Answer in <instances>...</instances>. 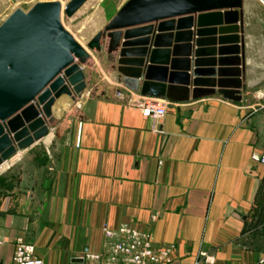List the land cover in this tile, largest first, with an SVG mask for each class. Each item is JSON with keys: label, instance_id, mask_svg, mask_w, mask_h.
Segmentation results:
<instances>
[{"label": "crops", "instance_id": "1", "mask_svg": "<svg viewBox=\"0 0 264 264\" xmlns=\"http://www.w3.org/2000/svg\"><path fill=\"white\" fill-rule=\"evenodd\" d=\"M243 15L241 102L219 89L194 100L193 86L187 103L144 96L143 81L125 84L117 55L97 58L99 92L58 100L49 135L0 168V264H13L19 239L45 264H103L91 259L114 242L103 229L124 225L156 250L174 246L168 264H261L262 0H244ZM144 100L166 114L145 117Z\"/></svg>", "mask_w": 264, "mask_h": 264}, {"label": "water", "instance_id": "2", "mask_svg": "<svg viewBox=\"0 0 264 264\" xmlns=\"http://www.w3.org/2000/svg\"><path fill=\"white\" fill-rule=\"evenodd\" d=\"M88 1L41 0L0 26V168L49 135L58 100L86 91L88 52L61 19ZM243 8L244 0H129L87 49L117 55L125 84L143 81L144 96L187 103L193 86L194 100L219 89L241 102Z\"/></svg>", "mask_w": 264, "mask_h": 264}, {"label": "built area", "instance_id": "3", "mask_svg": "<svg viewBox=\"0 0 264 264\" xmlns=\"http://www.w3.org/2000/svg\"><path fill=\"white\" fill-rule=\"evenodd\" d=\"M264 4V0H262ZM143 115L154 119L162 118L167 112L166 104H159L152 100H144L141 104ZM253 161L264 164V154L253 156ZM105 237L114 240L108 255L105 257L93 256L96 263L103 264H168L174 246L156 250L151 242L149 234H142L127 225L113 231L105 227ZM13 264H45L43 260L35 256L34 248L22 239L16 242ZM264 264V258L261 261Z\"/></svg>", "mask_w": 264, "mask_h": 264}, {"label": "rangeland", "instance_id": "4", "mask_svg": "<svg viewBox=\"0 0 264 264\" xmlns=\"http://www.w3.org/2000/svg\"><path fill=\"white\" fill-rule=\"evenodd\" d=\"M41 0H0V26L17 10L29 11ZM129 0H89L72 18L62 14V25L84 48H86L91 60L82 65L87 84L86 90L91 93H98L97 86H101V72L96 69L97 58L105 53L102 51H90L87 44L99 33L102 32L118 11ZM257 3V2H253ZM63 4V6H65ZM94 62L96 65H94ZM107 64V62L105 63ZM104 64V65H105ZM100 72V73H99ZM264 211V204H262Z\"/></svg>", "mask_w": 264, "mask_h": 264}, {"label": "bare ground", "instance_id": "5", "mask_svg": "<svg viewBox=\"0 0 264 264\" xmlns=\"http://www.w3.org/2000/svg\"><path fill=\"white\" fill-rule=\"evenodd\" d=\"M81 45V44H80ZM82 46V45H81ZM83 47V46H82ZM84 48V47H83ZM86 50V48H84ZM87 51V50H86Z\"/></svg>", "mask_w": 264, "mask_h": 264}]
</instances>
